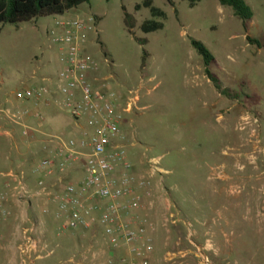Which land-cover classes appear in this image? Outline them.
Segmentation results:
<instances>
[{"label": "rangeland", "instance_id": "374dc122", "mask_svg": "<svg viewBox=\"0 0 264 264\" xmlns=\"http://www.w3.org/2000/svg\"><path fill=\"white\" fill-rule=\"evenodd\" d=\"M145 1L89 0L63 15L0 25V109L19 113L24 101L16 91L58 85L53 77L62 68V47L49 35L56 19L96 17L86 33V51L102 75L113 77L115 90L133 89L139 95L128 116L134 143L129 160L140 175L151 174L156 160L163 171L152 176L146 218L161 264H264V183L253 176L256 139L242 128L241 118L257 117L264 126V0H244L254 13L247 33L220 0H202L194 7L185 0H172L175 7L151 0L166 19L153 18ZM126 13L133 20L131 31ZM146 20L164 27L144 33ZM191 39L205 45L216 60L211 72L238 99L216 90ZM40 111L41 137L50 150L35 151L37 160L55 150L49 135L68 140L82 133L59 105ZM6 122L0 112V173L16 171L17 148L25 145L22 126L11 137ZM259 132L264 136V127ZM23 205L31 211L29 202Z\"/></svg>", "mask_w": 264, "mask_h": 264}, {"label": "built area", "instance_id": "2783aa9c", "mask_svg": "<svg viewBox=\"0 0 264 264\" xmlns=\"http://www.w3.org/2000/svg\"><path fill=\"white\" fill-rule=\"evenodd\" d=\"M97 23V18L86 20L56 19L49 35L61 45L62 68L53 77L56 88L37 86L16 91L18 100L28 102L21 112L0 109L8 122L21 125V135L34 140L36 132L26 124L34 119L43 124L41 105H59L82 130L74 139L49 135L55 143L53 154L33 163L31 172L37 176L35 188L25 181L21 171L0 173V225L11 215L8 203L12 199L30 202L47 196L66 215L63 229L86 231L98 224L113 253L107 264H150L154 250L148 230L152 176L163 172L158 160L153 161L151 174L140 175L129 160L128 148L134 143L128 130L129 119L137 108L136 90L117 91L112 87V76L101 74L99 63L86 51V33ZM58 95V96H57ZM249 125L250 136L258 145L259 118L243 117ZM254 144V143H253ZM79 179L67 180L74 168ZM57 176L55 189L47 178ZM20 252L33 262L41 257L42 239L35 225L25 228Z\"/></svg>", "mask_w": 264, "mask_h": 264}, {"label": "crops", "instance_id": "0c3cea01", "mask_svg": "<svg viewBox=\"0 0 264 264\" xmlns=\"http://www.w3.org/2000/svg\"><path fill=\"white\" fill-rule=\"evenodd\" d=\"M28 105L31 104L24 102L22 108ZM50 106L41 105V107L47 108ZM243 117L244 114L241 115V118ZM6 121L7 125L10 126V131H7L6 134L14 137L20 126L8 122V120ZM26 124L34 129L36 137L34 140L22 137L25 145L17 148L16 155L18 158L15 164L16 171L23 172L27 184L35 188L37 176L31 172L33 163L37 161L35 151L41 149L45 151L50 147L47 146L45 137H41L45 136V132L40 130V126L34 119H28ZM261 127L263 129L264 126L260 124L259 128ZM258 142V145L252 144L253 176L256 177L258 182L264 183V136L260 132ZM241 151L244 156L250 158L249 151ZM136 169L138 170V168ZM79 177L78 168L76 167L70 173L69 179L77 180ZM223 178L228 177L224 176ZM57 179V176L47 178V183L51 189H55ZM8 206L11 215L0 225V264H107V258L113 253L102 227L98 224L86 231L63 229L66 215L59 213L57 204L47 196L33 198L29 202V206L32 208L31 211L24 207L23 201L17 199L10 200ZM33 225H35L36 232L42 239V245L41 257L35 258L31 262L23 258L20 245L24 241V229ZM152 229L155 230V228ZM153 243L154 250L150 257V264H161L158 259L159 249L156 238L153 239Z\"/></svg>", "mask_w": 264, "mask_h": 264}, {"label": "trees", "instance_id": "16d2710c", "mask_svg": "<svg viewBox=\"0 0 264 264\" xmlns=\"http://www.w3.org/2000/svg\"><path fill=\"white\" fill-rule=\"evenodd\" d=\"M89 0H0V25L14 24L18 25L22 22L32 21L38 17H47L53 15H63L64 13L79 7L81 4L88 2ZM168 3L175 7L172 0H167ZM190 7L196 6L202 0H185ZM222 6L232 8L234 15L242 21L245 32L248 31V23L253 19L254 13L252 9L246 4L244 0H220ZM144 7L150 9L153 18L166 19V13L153 6L151 0H146L143 4ZM141 8L140 5L136 6V10ZM175 13L178 11L175 8ZM125 21L129 30L133 28L132 17L126 13ZM164 27L163 22L156 20H146L141 25V30L144 33H151L162 29ZM246 39L253 44H257L260 48L261 43L257 39H253L250 35H246ZM141 44H144V40H140ZM191 44L202 56L203 63L206 67V76L214 84L216 90L228 97L231 100L238 99V95L226 88L222 82L216 77L210 70V66L216 63V60L212 54L207 50L205 45L195 39H191ZM147 57V53L145 54Z\"/></svg>", "mask_w": 264, "mask_h": 264}]
</instances>
